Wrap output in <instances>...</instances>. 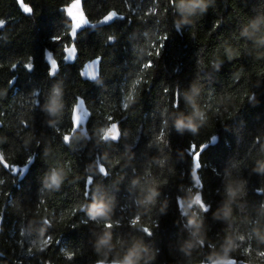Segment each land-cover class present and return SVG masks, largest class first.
I'll use <instances>...</instances> for the list:
<instances>
[{
  "label": "trees",
  "instance_id": "1",
  "mask_svg": "<svg viewBox=\"0 0 264 264\" xmlns=\"http://www.w3.org/2000/svg\"><path fill=\"white\" fill-rule=\"evenodd\" d=\"M74 1L24 0L33 9L27 15L15 0H0V264H96L105 259L96 241L106 231L114 245L107 262L142 242L155 257L149 264H209L225 249L237 264H264V45L242 35L264 19V0H211L207 12L179 30L180 0H82L91 22L113 11L118 16L72 42L65 8ZM260 28L257 36L264 23ZM73 44L76 59L65 64ZM47 50L59 64L57 75L49 74ZM93 61L100 76L84 80ZM57 88L60 108L52 114ZM79 97L91 111L89 139L76 133L66 143ZM188 97L205 115L195 134L175 126L178 116L193 113ZM113 122L121 137L105 142ZM193 143L197 150L208 143L200 184ZM52 168L66 176L58 190L45 186ZM229 187L241 191L230 199ZM151 191L159 195L145 205ZM197 194L209 211L194 206L182 215L178 198L186 205ZM95 198L111 202L112 229L104 219H89L85 209ZM194 213L202 220L199 238L186 226Z\"/></svg>",
  "mask_w": 264,
  "mask_h": 264
},
{
  "label": "clouds",
  "instance_id": "2",
  "mask_svg": "<svg viewBox=\"0 0 264 264\" xmlns=\"http://www.w3.org/2000/svg\"><path fill=\"white\" fill-rule=\"evenodd\" d=\"M211 3V0H180L179 4L177 5L178 10L180 11L182 15V19L178 21L177 23V30H179L180 26L182 24H187L193 22L190 18L196 16L197 14H203L207 12L209 4ZM264 23V19L256 18L254 21L250 23L248 27L245 28L244 32L242 33L243 36H248L250 39L255 38L256 42L260 45H264V35L257 36L256 34L261 31V24ZM168 39V34L165 33L164 35V41ZM55 40V38H53ZM164 48V43H161L160 48L156 51V57L159 59L161 56V49ZM235 57L233 54L229 51L228 52V59L229 61L233 60ZM221 62H217L214 64V67L217 69V71L221 68ZM15 67V66H14ZM148 67H153V63L149 61ZM54 74V73H50ZM167 91V89H166ZM196 89H193V95H195ZM61 93L59 88L54 89V96L48 105V111L52 114H56L58 109L60 108V104L58 102V99L60 97ZM179 96V92H177V97ZM190 102L192 103L193 107V113L185 117L183 114L177 117V120L175 122V126L177 131L183 132L185 129L191 131L193 134L197 132V124H203L205 120V115L202 111H199L195 107V102L192 101L191 97H188ZM252 99H255V94H252ZM129 102H131V98H129ZM127 106V105H126ZM178 99L177 103L174 105V107H178ZM82 122V116L80 115L79 111H77L74 115V127L73 132L75 131V128H78L80 123ZM104 139H119V132H118V125L114 126L112 129H110L108 132L105 133ZM71 137L65 136V142H70ZM206 145L201 146V151H203V148ZM195 143L192 144V149L195 150ZM199 153L196 154L195 157H193L194 161H199ZM260 170L264 171V164L260 166ZM100 172L103 175H107V170L104 168L103 165L100 166ZM66 178L65 173L63 171H58L56 168H52L46 175H45V186L49 189H59L62 185L64 179ZM88 183H91V177L89 178ZM228 196L229 198L236 197L239 192L241 191V188H228ZM159 195L158 191H151L149 195L144 199L143 203L145 205L153 203L155 201V198ZM110 201L105 200L103 198H95L93 203L89 206H86V211L88 214V217L90 220L98 221L100 219L105 220V228L106 229H112L114 227L113 222L107 218V214L110 211ZM178 204L182 209H185L182 212V215L187 216L188 211L187 209H191L194 206H198L200 211L202 212H208L209 211V205H207L202 197V194H197L194 196L193 199L187 202L185 205V202L182 198H178ZM227 212L225 215L227 216ZM137 220L139 217L136 218ZM47 223V221L45 222ZM85 223H87L85 221ZM118 225V222H117ZM202 225V220L199 218L198 213H194L188 221L187 227L193 229L192 235L194 237L199 238L200 228ZM147 234L149 236L152 235V232L148 229H145ZM241 239H243L241 237ZM264 239V237H262ZM112 241V232L106 231L97 241H96V251L100 252L104 255L105 259H100L96 262V264H107V256L113 249L114 245L111 243ZM198 242L203 245L204 241L203 239H198ZM119 243V241H118ZM228 244L231 245V241H228ZM107 249V251H105ZM250 251V249L248 250ZM260 256H264V252L259 253ZM155 259L153 255L149 254V249L147 246L143 245L142 242H137L133 244L126 252L123 253V255L118 254L115 259L111 261V264H149V261ZM209 264H237L235 259H232L228 256V249H225L223 256L218 255H210L209 256Z\"/></svg>",
  "mask_w": 264,
  "mask_h": 264
},
{
  "label": "water",
  "instance_id": "3",
  "mask_svg": "<svg viewBox=\"0 0 264 264\" xmlns=\"http://www.w3.org/2000/svg\"><path fill=\"white\" fill-rule=\"evenodd\" d=\"M17 3H18V6L20 8V10L24 13V14H27V15H30L31 13H25L23 11V6H27L25 3H24V0H22V3L19 2V0H15ZM76 4L79 3V0H76L74 1ZM73 2V3H74ZM71 3L69 6H67L65 8V12L67 14V9L69 7H71V5L73 4ZM81 8H82V11L84 12V15H85V18L88 19V17L86 16L85 14V11H84V8H83V2L81 0ZM69 18V21L71 22V29H70V32H69V37L71 38L72 42H75L77 40V37L78 35L84 31L85 29H96V28H99L101 26H104L108 23H101L102 20H100L99 22H91L89 19V25L88 26H85L83 29L81 30H78V34H77V37L76 38H73L70 33H71V30H75V28L78 26V19L77 18H73V20H71L70 17ZM82 19V18H81ZM106 19V17L104 18ZM94 25V27H93ZM51 55V58H52V72L51 73H54L52 75H57L59 73V64L58 62L55 60V57L53 55L52 52H50L49 50L46 51V63L47 65L49 66V69H50V64H51V61L47 59V56L48 55ZM76 55H77V51L75 48H69L66 50V56H65V64H72L75 59H76ZM69 57H72V59H69ZM58 72V73H57ZM100 76V71H99V63L98 61H93L91 63H89L87 65V67L85 68L84 70V73H83V79L84 80H89V81H96ZM79 111L80 115L82 116V122L80 123L79 127L78 128H75V131L73 132L72 130V133L70 135V137L72 138L76 133H80L82 134L83 136H85L87 139H89V136L87 134V125H88V122H89V119L91 117V111L88 109L87 105H86V102L83 98L79 97L77 99V103L73 109V114H72V122H73V127H74V115L75 113ZM118 125V132H119V139L121 137V131H120V126H119V123L118 122H113L110 124V126L107 128V130L105 131L108 132L110 129H112L114 126H117ZM104 133V135H105ZM104 137V136H103ZM118 140H114V139H104L103 140L105 142H118ZM198 170H199V161H194V169H193V176H194V180L197 184H200V179H199V175H198ZM107 264H111V262H107Z\"/></svg>",
  "mask_w": 264,
  "mask_h": 264
},
{
  "label": "snow or ice",
  "instance_id": "4",
  "mask_svg": "<svg viewBox=\"0 0 264 264\" xmlns=\"http://www.w3.org/2000/svg\"><path fill=\"white\" fill-rule=\"evenodd\" d=\"M19 2L22 3V0H19ZM172 3H173V0H172ZM23 11L25 13H32L33 9L29 6H23ZM67 16L71 18V20H73V18H77L78 19V26L75 28V30H71V33L70 35L73 37V38H76L77 37V34H78V30H81L83 29L85 26H88L89 25V20L85 18V15H84V12L82 11V8H81V0H79V3L76 4L75 2L71 5V7H69L67 9ZM118 16V14L113 11L111 13H109L108 15H106V19H103V21H101V23H108V22H111L113 21L114 19H116ZM82 18V19H81ZM119 18H123V17H119ZM4 25V21L0 20V27H3ZM94 27V25H93ZM56 39H60V37H55ZM115 38L114 37H109V40H114ZM72 48H75V45L73 44V47ZM164 49V48H163ZM163 49H161V54L163 52ZM47 59L51 61V64H50V70H49V74L52 72V58H51V55L49 54L47 56ZM69 59H72V57H69ZM15 65H13L14 67ZM26 69L31 71L33 70V65L32 64H28V65H25ZM58 73V72H57ZM137 84L139 83V81L136 82ZM38 94V93H37ZM179 107V106H178ZM213 141H215V137L213 136L211 138ZM202 145H206L204 148H203V151H201V145L199 146V150H197V145L195 147V152L193 153L191 150H190V153L191 155H196V153H199V162L201 161V156H202V153L204 152V150L208 147V143H204ZM32 162V159L31 157L28 159L27 161V164H30ZM2 163V162H0ZM5 167H8L7 164L4 165ZM200 169L202 167V164L200 162V165H199ZM20 171L23 173H25L27 171V166H24L22 169H20ZM103 175V174H102ZM103 176H106V175H103ZM93 183V182H92ZM87 184L90 185L87 181ZM260 192H264V190H261ZM2 221H3V217L0 216V224H2ZM82 223H84V221H82ZM120 224L117 225V227H119ZM48 243L51 242V237L49 236L48 237ZM69 258L71 259L72 258V254L69 253Z\"/></svg>",
  "mask_w": 264,
  "mask_h": 264
},
{
  "label": "bare ground",
  "instance_id": "5",
  "mask_svg": "<svg viewBox=\"0 0 264 264\" xmlns=\"http://www.w3.org/2000/svg\"><path fill=\"white\" fill-rule=\"evenodd\" d=\"M72 114H73V113H72ZM109 126H110V125H109ZM106 130H107V129H106ZM106 130H105V131H106ZM104 133H105V132H104Z\"/></svg>",
  "mask_w": 264,
  "mask_h": 264
}]
</instances>
